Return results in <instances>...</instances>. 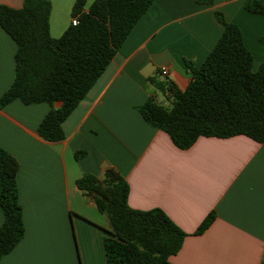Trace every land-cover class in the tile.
Masks as SVG:
<instances>
[{"label": "crops", "instance_id": "0c3cea01", "mask_svg": "<svg viewBox=\"0 0 264 264\" xmlns=\"http://www.w3.org/2000/svg\"><path fill=\"white\" fill-rule=\"evenodd\" d=\"M247 1L198 6L195 0H153L62 123V141L47 142L37 134L50 105L16 99L0 107V148L19 164L24 225L23 238L0 264H105L107 221L76 181L84 174L101 179L107 170L127 182L131 209H159L185 233L170 264H261L264 144L245 136L200 137L180 150L138 111L150 97L164 101L149 78L170 81L181 91L187 87L186 63L200 67L222 34L215 12L240 29L253 68L264 63V15L248 12ZM22 5L23 0H0L12 9ZM66 29L63 24L53 31ZM15 53V42L0 27V97L13 83ZM81 151L85 154L77 160ZM210 213L212 223L195 234ZM2 220L0 212V225Z\"/></svg>", "mask_w": 264, "mask_h": 264}, {"label": "trees", "instance_id": "16d2710c", "mask_svg": "<svg viewBox=\"0 0 264 264\" xmlns=\"http://www.w3.org/2000/svg\"><path fill=\"white\" fill-rule=\"evenodd\" d=\"M215 0H195L211 6ZM153 0H75L71 24L58 38L49 34V0H23L20 9L0 6V27L16 44L14 79L0 97V107L13 100L25 105L46 103L50 111L37 128L47 142L64 139L62 123L85 98ZM248 12L264 15V4L249 0ZM215 18L222 34L200 67L189 62L191 78L181 91L172 82L149 78L164 103L148 98L138 108L144 121L164 132L173 145L186 150L200 137L245 136L264 144V63L253 68V57L243 44L240 29L227 23L220 12ZM55 103H60L54 108ZM167 104V105H166ZM85 153L77 152L80 159ZM17 160L0 148V260L24 236L18 201ZM76 187L89 196L107 221L102 245L105 264H170L181 248L183 233L159 210H133L128 205L129 186L113 170L99 179L84 174ZM214 219L210 213L195 234ZM261 264H264V255Z\"/></svg>", "mask_w": 264, "mask_h": 264}, {"label": "rangeland", "instance_id": "374dc122", "mask_svg": "<svg viewBox=\"0 0 264 264\" xmlns=\"http://www.w3.org/2000/svg\"><path fill=\"white\" fill-rule=\"evenodd\" d=\"M94 0H85L84 10H87L90 5L93 3ZM51 5V12H50V25H51V32L49 34L52 38H58L62 35V31L55 33L53 29L57 25L67 24V27L70 25L71 22V10L75 0H49ZM162 98H158L159 101L162 102ZM163 101L162 103H164ZM167 105V104H166Z\"/></svg>", "mask_w": 264, "mask_h": 264}, {"label": "built area", "instance_id": "2783aa9c", "mask_svg": "<svg viewBox=\"0 0 264 264\" xmlns=\"http://www.w3.org/2000/svg\"><path fill=\"white\" fill-rule=\"evenodd\" d=\"M70 24L72 26H76L78 24V19L76 17H73L71 19ZM159 73L161 74V76H166V69L165 68H161Z\"/></svg>", "mask_w": 264, "mask_h": 264}]
</instances>
